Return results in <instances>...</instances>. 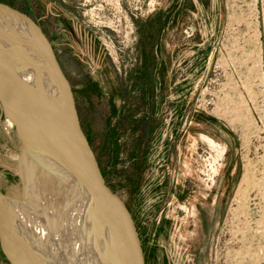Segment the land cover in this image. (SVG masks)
<instances>
[{
	"label": "rangeland",
	"instance_id": "obj_1",
	"mask_svg": "<svg viewBox=\"0 0 264 264\" xmlns=\"http://www.w3.org/2000/svg\"><path fill=\"white\" fill-rule=\"evenodd\" d=\"M0 2L50 41L141 264H264V0ZM5 119L0 192L41 210Z\"/></svg>",
	"mask_w": 264,
	"mask_h": 264
},
{
	"label": "water",
	"instance_id": "obj_2",
	"mask_svg": "<svg viewBox=\"0 0 264 264\" xmlns=\"http://www.w3.org/2000/svg\"><path fill=\"white\" fill-rule=\"evenodd\" d=\"M0 20L7 25L4 32H0V106L3 115L12 122L22 152L41 169L61 175L77 188L87 202L94 225L108 236L120 264H141L127 221L110 194L80 126L71 85L50 41L32 17L3 2H0ZM14 23L26 30L45 60L48 71L42 64H39L40 69L32 66L45 77L50 75L49 80L56 86L52 97L28 81L26 76L31 63L21 53L24 44L18 39ZM14 52H18V57ZM9 198L0 192L1 250L10 264H30L10 234L3 208Z\"/></svg>",
	"mask_w": 264,
	"mask_h": 264
},
{
	"label": "bare ground",
	"instance_id": "obj_3",
	"mask_svg": "<svg viewBox=\"0 0 264 264\" xmlns=\"http://www.w3.org/2000/svg\"><path fill=\"white\" fill-rule=\"evenodd\" d=\"M4 23L0 20L2 29L0 32H4L3 30L7 28ZM12 26L17 27L18 39L21 44H24L23 47L21 46L23 49L21 53L31 63H28L30 65L26 76L28 81L35 88L47 92L52 97L56 86L51 79L50 82V75L46 78L34 69V67L40 69L42 64L47 70L45 60L41 54L39 55L26 30L17 23ZM2 40L4 41V37ZM17 53L14 52L18 57ZM32 64L35 66L33 67ZM52 107L59 113L55 106L52 105ZM5 120V126L11 127L12 122L7 116ZM15 160L17 167L18 160L17 158ZM30 161L26 168L27 172L33 174L32 183L39 187L41 210L37 208L35 201L33 202L31 197L26 195V187H24L22 200L9 198L3 204L12 239L30 264H120L108 236L94 225L87 202L80 196L77 188L61 175L55 176L35 168ZM50 243L62 250L64 259L61 255L59 257V253L52 248V244L48 245ZM71 246L77 249V254L70 249Z\"/></svg>",
	"mask_w": 264,
	"mask_h": 264
}]
</instances>
